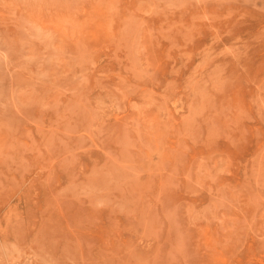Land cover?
I'll return each mask as SVG.
<instances>
[{"label": "rangeland", "instance_id": "374dc122", "mask_svg": "<svg viewBox=\"0 0 264 264\" xmlns=\"http://www.w3.org/2000/svg\"><path fill=\"white\" fill-rule=\"evenodd\" d=\"M0 264H264V0H0Z\"/></svg>", "mask_w": 264, "mask_h": 264}]
</instances>
